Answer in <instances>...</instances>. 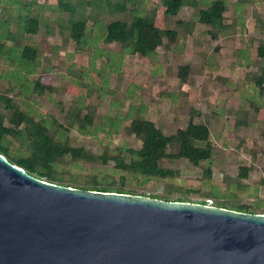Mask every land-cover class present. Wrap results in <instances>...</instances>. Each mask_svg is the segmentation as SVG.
<instances>
[{
    "label": "rangeland",
    "instance_id": "rangeland-1",
    "mask_svg": "<svg viewBox=\"0 0 264 264\" xmlns=\"http://www.w3.org/2000/svg\"><path fill=\"white\" fill-rule=\"evenodd\" d=\"M26 1L32 3L31 0H0V22L10 18L11 30H15L18 17L26 13L21 9V4ZM57 1L36 0L28 8L32 14L41 16L40 30L32 36L31 44L38 48L39 61L45 68H54L53 92L36 99L43 113H49L64 123L65 113L71 107L80 104L85 113L86 106L91 105L95 107V119L99 123L110 112L114 101L118 105L116 111L121 115L130 105L144 106V118L152 121L165 135L185 128L191 119L194 123H204L209 127V142L215 148L211 184L223 192L225 178H236L239 168L248 166L250 172L243 183L250 188L237 198L244 204L258 198L264 200V189L255 193L253 188V184L264 175V116L255 111L264 106V99L259 98L257 90L246 78L247 73L256 71L259 65L264 66V61L259 62L256 57L258 42L264 38L256 25V15L264 16V0H251L245 7L243 33L236 28L217 40H212L206 34L209 28L196 19L197 10L203 6H184L175 17L164 21L166 29L177 31L176 43L159 47L158 57L152 61L139 56H120L121 47L117 43L95 42L96 25L100 22H131L134 12L128 0H64L75 7L73 20L84 18L88 22L86 35L90 46L87 53L75 51V43L69 38L70 15L55 11ZM235 1L229 0L224 14L226 23L232 22ZM137 2L138 10L150 15L161 0ZM118 5H124L125 9L118 11ZM191 23L194 29L187 32L186 24ZM216 47L218 53L212 60L215 62L211 63L209 60ZM95 49L103 51V56L94 57ZM110 54L112 65L106 60ZM3 64L0 60V75L9 70ZM183 65L190 67L185 84H181L177 77L178 68ZM6 88L5 79L0 78V91L5 93ZM0 113L6 112L0 107ZM242 118L246 124L238 125L236 122ZM69 144L94 154L116 146L141 147L134 135L124 131L83 136L73 129L69 133ZM16 147L15 143L9 147L13 155L19 154ZM161 166L178 170L179 175L172 180L152 181L140 187L146 195L169 191L174 198L187 194L186 199L190 202L205 200L203 195L209 186L204 183L201 168L184 160H163ZM58 171L66 179L74 177L80 185L90 182L91 174H98L100 178L105 174L104 168L97 169L91 164H61ZM106 172L115 183H119V175ZM128 187L135 188L137 183L132 180ZM206 203L212 205L213 201L206 200Z\"/></svg>",
    "mask_w": 264,
    "mask_h": 264
},
{
    "label": "trees",
    "instance_id": "trees-1",
    "mask_svg": "<svg viewBox=\"0 0 264 264\" xmlns=\"http://www.w3.org/2000/svg\"><path fill=\"white\" fill-rule=\"evenodd\" d=\"M31 1L32 3L26 1L21 4V9L26 13L18 17L14 31L11 30L10 18L0 22V60L4 63V68L9 69L0 75L7 83L5 93L0 91V107L6 112L0 113V155L27 173L49 182L87 190L148 196L166 201H188L187 194L177 198L169 191L161 195H146L140 187L152 181L175 179L179 171L163 167L161 162L184 160L202 169L204 183L209 186L208 192L203 195L205 200L196 203L207 204L206 200H212L213 206L241 212L264 213V200L258 198L250 204H244L237 198L238 194L250 188L243 183L248 178L250 167H240L234 179L226 177L223 192L211 184L213 176L211 162L215 148L209 142V127L204 123H194L190 118L185 128H178L175 133L165 135L152 121L144 118V106L130 105L127 112L121 115L117 113L118 105L114 101L111 102L110 112L103 116L99 123L95 119V107L91 105L86 106L85 113L80 104L71 107L65 113L64 123L49 113H43L36 99L49 96L53 92L54 68H45L39 61L38 48L31 44L32 36L40 30L41 17L36 13L32 14V10L28 9L31 4L36 3V0ZM128 1L134 12L131 22L119 20L109 24L100 22L98 26L96 25L98 30L95 42L102 40L106 44L117 43L121 47L120 56H139L151 61L158 57L159 47L163 45L168 47L176 43L177 31L166 29L164 21L175 17L184 6L193 8L203 6L197 10L196 19L209 28L206 34L212 40H217L228 31L234 32L236 28H239L240 33L244 32V9L251 2V0L233 2V19L231 23H226L224 14L228 10L229 0H161L160 5L150 15L138 10L137 0ZM117 9L123 11L125 8L124 5H118ZM55 11L69 13V38L75 43V51L87 53L90 46L86 35L87 20L84 18L73 20L75 7L64 0L57 1ZM186 25L187 32H192L194 24ZM256 25L264 36V16L256 15ZM217 53L216 47L214 55L209 60L211 63L215 62L212 60L216 58ZM93 56L102 57L103 51L95 49ZM256 57L259 62L264 61V38L258 42ZM106 60L108 65H112L111 54ZM189 71L188 65L178 68L177 77L181 84L187 82ZM246 78L257 90L259 98L264 99V66L259 65L256 71L247 73ZM15 98L18 99L17 102L14 101ZM255 111L264 116V106L256 108ZM236 123L246 124L245 118ZM73 129L83 136H95L99 132L104 134H110L112 131L116 134L120 131L128 132L141 142V147L134 149L116 146L101 154H94L83 147L70 146L69 133ZM14 143L17 144L16 151L19 154L13 155L10 152L9 147ZM67 163L73 166L91 164L97 169L104 168L105 174L102 173L101 178L98 174H91V181L80 185L74 177L66 179L58 171L61 164ZM106 171L119 175V183H115L112 176H107ZM132 180L137 183V187H128ZM253 188L255 193L260 188L264 189V175L253 184Z\"/></svg>",
    "mask_w": 264,
    "mask_h": 264
},
{
    "label": "water",
    "instance_id": "water-1",
    "mask_svg": "<svg viewBox=\"0 0 264 264\" xmlns=\"http://www.w3.org/2000/svg\"><path fill=\"white\" fill-rule=\"evenodd\" d=\"M0 264H264V213L74 188L0 155Z\"/></svg>",
    "mask_w": 264,
    "mask_h": 264
},
{
    "label": "crops",
    "instance_id": "crops-1",
    "mask_svg": "<svg viewBox=\"0 0 264 264\" xmlns=\"http://www.w3.org/2000/svg\"><path fill=\"white\" fill-rule=\"evenodd\" d=\"M12 31H14V30H12Z\"/></svg>",
    "mask_w": 264,
    "mask_h": 264
}]
</instances>
